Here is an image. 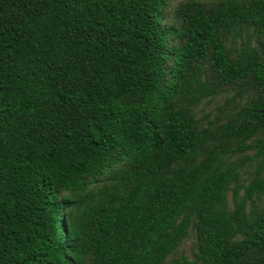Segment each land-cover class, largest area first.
Wrapping results in <instances>:
<instances>
[{
  "label": "trees",
  "instance_id": "16d2710c",
  "mask_svg": "<svg viewBox=\"0 0 264 264\" xmlns=\"http://www.w3.org/2000/svg\"><path fill=\"white\" fill-rule=\"evenodd\" d=\"M171 1L0 0V264H264V0Z\"/></svg>",
  "mask_w": 264,
  "mask_h": 264
},
{
  "label": "rangeland",
  "instance_id": "374dc122",
  "mask_svg": "<svg viewBox=\"0 0 264 264\" xmlns=\"http://www.w3.org/2000/svg\"><path fill=\"white\" fill-rule=\"evenodd\" d=\"M186 0H172L168 5H167V8L165 9V13L167 15H165L166 19L170 18V13L171 11L173 10V8L175 7L176 4L180 3V2H184ZM222 101H223V96H218L216 97L214 100L212 101H203L200 105H198L196 108H195V117L196 118H202L204 116H207L208 115V118L207 120H211L213 119V116L212 114H214L216 112V108L222 104ZM202 122H204L202 120ZM251 151L248 150L245 152V154L247 155H251ZM243 155V154H242ZM237 158H242V156H238L236 155ZM254 166V164L250 163V165L248 166V172H251L252 171V166ZM246 169V166L243 168V170L241 171V176L242 178H245L246 174H243V171ZM247 170V169H246ZM227 201H229V197H227ZM194 240V236H193V233L190 232L189 234V237L187 239H185L178 247L177 251L179 254H182V255H185L187 257L190 256V246H191V243L193 242Z\"/></svg>",
  "mask_w": 264,
  "mask_h": 264
}]
</instances>
